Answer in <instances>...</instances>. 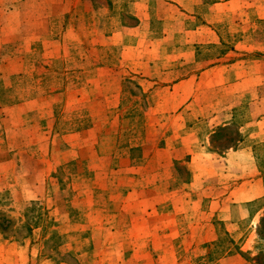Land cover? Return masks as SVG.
<instances>
[{
    "label": "rangeland",
    "instance_id": "rangeland-1",
    "mask_svg": "<svg viewBox=\"0 0 264 264\" xmlns=\"http://www.w3.org/2000/svg\"><path fill=\"white\" fill-rule=\"evenodd\" d=\"M164 1L0 0V264H264V134L225 153L264 113V54L258 90L171 87L254 64L228 47L264 19L190 56L200 17Z\"/></svg>",
    "mask_w": 264,
    "mask_h": 264
},
{
    "label": "crops",
    "instance_id": "crops-1",
    "mask_svg": "<svg viewBox=\"0 0 264 264\" xmlns=\"http://www.w3.org/2000/svg\"><path fill=\"white\" fill-rule=\"evenodd\" d=\"M165 3L173 6H177L178 10H181L182 13H187L188 17H190V20H198L199 15V24L193 25V27H190L185 30V35L189 36V40H187L188 43L194 44L192 47V50L190 52V56H193V50H195L194 47H196L198 44L203 43H219L222 41V38L219 37L218 34H216L208 24L210 23H222L226 25L227 27H237L238 31H245L249 28V23L253 22V19H264V0H255V2H247L246 0H166ZM141 4H136L137 9L141 7ZM210 18V19H208ZM140 20V18H139ZM139 24L136 25L138 27ZM237 29H234V31ZM203 33V34H202ZM165 36H161L159 39L162 41L165 39ZM228 49L232 52L234 50H241L243 49L244 52L240 53L246 55H251L249 61L253 62L251 66H245L242 68L237 67L236 69H232L228 66L232 67L233 63H228L226 65H223L224 67H228L224 69L222 65H211L212 63H217L219 58H216L207 64L208 66L203 67L201 70L197 72V74H194L185 78H179L176 82L172 83L171 87H176L177 92L179 94L183 93V90L187 89V85H190V90L192 83H190V80L198 79L199 77L206 75L207 78H211L212 76L217 78L220 77L221 84L225 85L227 87H238L241 90H248V91H254L259 89L260 82H257V78L260 77L262 71L260 68H255V63L259 61L258 56L256 52H260L264 54V37L262 39H259V37H247L244 35H240L238 39H236ZM172 59H175L176 57H180L182 55L181 49L172 48ZM164 54L168 55L169 52L164 50ZM225 53L224 55H226ZM160 59H164L163 52L161 51L159 56ZM262 58H264V55H262ZM221 59V58H220ZM142 60H140L141 62ZM147 61H150V59H147L145 64L149 67V63ZM237 62V61H235ZM242 63V62H241ZM152 66V65H151ZM220 66V67H218ZM239 68V69H238ZM252 68V70L250 69ZM225 71V72H224ZM235 76H232V74H235ZM141 75H146V71L142 72ZM231 77V78H230ZM230 116L229 118H225L222 120L221 125L224 127L230 123ZM246 127H252L251 130H248V135L251 136L255 134L256 136L258 134H264V113L260 115L259 117L250 119V121H247L244 123V125L239 127V132L241 133V139H238L237 145L229 148L226 153L227 159H234L235 157L239 156H248L251 151L250 148L247 147V145L244 143L245 139L248 137H244V134L242 133V130H244ZM229 167H226V171H228ZM228 174V173H227ZM241 186H244V183L241 184Z\"/></svg>",
    "mask_w": 264,
    "mask_h": 264
},
{
    "label": "trees",
    "instance_id": "trees-1",
    "mask_svg": "<svg viewBox=\"0 0 264 264\" xmlns=\"http://www.w3.org/2000/svg\"><path fill=\"white\" fill-rule=\"evenodd\" d=\"M2 220H0V225L2 224V222H4L5 221V219L4 218H1ZM260 221H261V219H260ZM1 228H4V226H0Z\"/></svg>",
    "mask_w": 264,
    "mask_h": 264
}]
</instances>
